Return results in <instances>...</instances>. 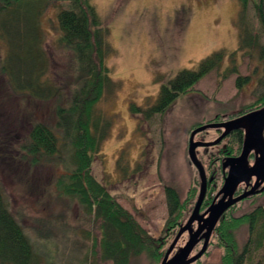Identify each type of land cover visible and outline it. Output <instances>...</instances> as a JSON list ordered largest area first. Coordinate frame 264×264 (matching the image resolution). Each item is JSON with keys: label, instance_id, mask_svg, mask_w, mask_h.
Here are the masks:
<instances>
[{"label": "rangeland", "instance_id": "obj_1", "mask_svg": "<svg viewBox=\"0 0 264 264\" xmlns=\"http://www.w3.org/2000/svg\"><path fill=\"white\" fill-rule=\"evenodd\" d=\"M90 3L109 27L111 47L105 57L110 90L96 105L111 120V127L92 160L91 174L151 237L158 238L168 216L164 186L174 188L182 200L193 187L196 196L199 193V175L187 154L190 133L215 124L213 120H226L264 91L261 57L264 30L254 0L243 14L237 0H90ZM61 7L60 2L49 4L41 18L44 32L41 48L49 65L47 75L56 78L65 71L69 60L57 44L55 16ZM3 31L0 29V34ZM6 37L0 39L2 61L9 50ZM217 51L224 52L220 63L163 114L145 119L131 111V104L141 109L154 104L162 86H168L183 70H197L202 60ZM238 77L246 78L240 87L236 86ZM51 107V103L32 101L28 95L16 96L0 71V183L12 212L16 217L24 216L32 230L42 222L47 223L48 218L52 219L51 224H58L59 229L50 228V238L38 241L47 264H87L94 258L91 239L85 234L98 236L95 225L85 220L73 199L58 196L51 188L57 173L53 166L39 164L30 169L17 160L22 155L19 149L27 141L31 121L37 116L45 117ZM218 136L217 129H206L197 133L194 141L210 143ZM225 143L222 139L218 144L196 148L204 170L206 149L214 152ZM222 184L213 193L211 203ZM259 197L239 201L236 214L249 212L256 204L264 206V194ZM203 212L200 208V213ZM248 238L247 227H241L237 232L239 244ZM186 240L184 233L170 256ZM213 246L208 244V253L201 264H219L221 251ZM196 248L192 254L201 248V243ZM263 250L264 247L251 249L245 264L258 262ZM62 254L64 258L60 257ZM132 264L155 263L141 258Z\"/></svg>", "mask_w": 264, "mask_h": 264}, {"label": "trees", "instance_id": "obj_2", "mask_svg": "<svg viewBox=\"0 0 264 264\" xmlns=\"http://www.w3.org/2000/svg\"><path fill=\"white\" fill-rule=\"evenodd\" d=\"M237 1L243 14L251 0ZM57 2L62 4L55 16L59 33L57 44L69 58L58 79L47 75L49 65L41 48L44 34L41 18L48 5ZM254 3L264 30L262 0H254ZM0 29L4 30L0 39L8 36L9 45L7 55L0 60V71L10 88L16 96L28 95L32 101L52 104L45 117L37 116L31 121L27 141L19 149L22 155L17 160L30 169H36L39 164L53 166L57 173L52 178L51 188L58 196L73 199L85 220L95 225L98 236L85 234L91 239L94 258L87 264H132L141 258L160 264L171 240L188 219L198 195L193 187L182 200L174 188L165 185L168 216L161 236L153 238L92 176V160L111 127V120L96 107L111 85L105 65V57L111 51L109 27L90 0H0ZM223 57L224 52L217 51L202 60L197 70H183L168 86L161 87L154 104L146 109L131 104V111L142 114L145 119L163 114ZM261 57L264 61V45ZM245 80L238 77L236 86L240 87ZM263 106L264 91L254 102L244 105L224 121ZM242 140L240 130L224 139L226 143L214 152L206 149L207 162L203 164L207 190L202 211L210 205L209 200L222 183L220 162L226 156L238 155ZM197 157L202 162V158ZM237 206L233 205L221 216L210 237L209 245L221 251L219 264H245L251 249L264 247V210L255 208L237 215ZM51 220L48 218L47 223L42 222L32 230L24 216L16 217L12 212L0 183V264H47L38 241L52 236L50 228L59 229ZM244 226L249 238L240 245L237 232ZM207 253L208 250L202 257ZM60 257L64 258L63 254ZM202 257L192 264H201ZM254 264H264V250L261 259Z\"/></svg>", "mask_w": 264, "mask_h": 264}, {"label": "water", "instance_id": "obj_3", "mask_svg": "<svg viewBox=\"0 0 264 264\" xmlns=\"http://www.w3.org/2000/svg\"><path fill=\"white\" fill-rule=\"evenodd\" d=\"M262 21L264 25V0H262ZM206 129H224V131L213 142L203 143L194 141L195 135ZM235 129H242L245 131L241 155L236 159L225 160L222 169L228 167V172L224 177L223 184L210 206L203 213H200V208L207 190V178L205 170L197 158L196 148L218 144L229 132ZM263 131L264 106L257 111L225 123L201 126L190 133L187 154L191 164L194 165L199 175V193L187 221L178 229V232L166 250L160 264H192L197 261L205 253L212 232L221 216L233 204L255 193L254 190L258 186L257 183L250 191L245 192L238 197H233L237 185L242 182L248 183L251 177H255L257 181L259 179L264 181ZM251 151H254L256 160L252 167H248L247 156ZM193 224H196L195 229L193 228ZM184 233H187L186 242L176 251L175 254L170 256L177 241ZM199 243H201V248L192 255L194 249Z\"/></svg>", "mask_w": 264, "mask_h": 264}, {"label": "flooded vegetation", "instance_id": "obj_4", "mask_svg": "<svg viewBox=\"0 0 264 264\" xmlns=\"http://www.w3.org/2000/svg\"><path fill=\"white\" fill-rule=\"evenodd\" d=\"M242 116H243V115H242ZM242 116H240V117H242ZM236 118H239V117H236ZM236 118H233V119H236ZM233 119H231V120H233ZM228 121H230V120H227V121H221V122H218V123L220 124V123H225V122H228ZM217 130H218V132H219V136H220V135L222 134V132L224 131V129H217ZM240 130L243 132V140H242V144H241V148H240V152H239V154H238V155L226 156V157L223 159V161L221 162L220 169H221V174H222V176H221V177H222V183H223L224 177L227 175V172H228V167L225 168V169H222V165H223V163L225 162L226 159H236V158H238V157L241 155L242 148H243L244 133H245V131L242 130V129H235V130H232L231 132H229V133L225 136V138H223V139H226L228 136H230V134H235L237 131H240ZM219 136H218V137H219ZM263 136H264V131H263ZM231 137L235 138L234 135H232ZM255 160H256V155H255L254 151H251V152L248 154V156H247V165H248V167H252L253 164H254V162H255ZM256 181H257V180H256L255 177H251V178L249 179L248 183H244V182H242V183L238 184L237 187H236V189H235V191H234V195H233V197H234V198H235V197H238V196L242 195L243 193L250 191V190L255 186V184L257 183L258 186H257V187L255 188V190H254L255 193L252 194V195H250V196H248V197H246V198H244V200H246V199L255 200L256 198L259 199V198H260L259 196H261V195L264 194V181H261L260 179H259L257 182H256ZM238 192H239V193H238ZM241 201H242V200H241ZM237 203H239V202H237ZM237 203H235V204H233V205H236ZM210 204H211V203H210ZM233 205H232V206H233ZM232 206H231V207H232ZM255 208H261V209L264 210V206H263V205L256 204V205L253 206V208L251 209V211L254 210ZM199 244H200V243H199Z\"/></svg>", "mask_w": 264, "mask_h": 264}]
</instances>
